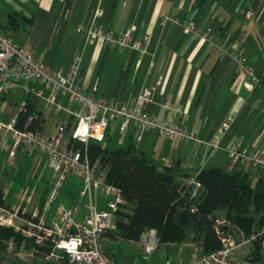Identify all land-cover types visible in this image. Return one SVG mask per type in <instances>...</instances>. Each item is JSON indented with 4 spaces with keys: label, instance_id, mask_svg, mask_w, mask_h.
<instances>
[{
    "label": "crops",
    "instance_id": "obj_1",
    "mask_svg": "<svg viewBox=\"0 0 264 264\" xmlns=\"http://www.w3.org/2000/svg\"><path fill=\"white\" fill-rule=\"evenodd\" d=\"M248 10L250 18L245 16ZM92 26L116 33L134 27L135 39L147 37L143 53L88 41ZM0 33L52 69L65 70L72 58H80V84L91 96L132 105L141 89H150L147 113L173 120L201 140H219L222 148L211 152L202 143L152 131L138 139L133 126L119 133L117 121L113 124L123 144H113L108 130V147L131 146L158 169L175 168L176 181L210 168L242 172L249 183L260 174L250 165L232 162L225 149L235 143L247 155L264 156V0H0ZM234 56L253 66L260 78L254 90L243 86ZM51 98L62 108L46 102ZM28 105L42 120L43 135L61 123L68 129L75 123L69 113L75 104L38 81L0 93V122L9 124ZM227 115L235 121L222 133L220 124ZM12 149L11 134L0 132V189L6 209L26 211L16 222L20 225L41 214L52 174L39 153L22 145L11 154ZM71 178L61 188V199L69 205L86 203L79 195L81 186L74 200L69 197ZM92 200L105 207L98 195ZM24 245L14 246V256Z\"/></svg>",
    "mask_w": 264,
    "mask_h": 264
},
{
    "label": "built area",
    "instance_id": "obj_2",
    "mask_svg": "<svg viewBox=\"0 0 264 264\" xmlns=\"http://www.w3.org/2000/svg\"><path fill=\"white\" fill-rule=\"evenodd\" d=\"M245 16L250 18L251 11ZM186 28L191 30L192 26ZM134 27H128L121 32H113L109 28L92 26L89 30L88 41L101 40L110 47L129 49L143 53L141 40L133 36ZM235 57V56H234ZM236 58L237 73L242 76V84L254 90L260 84V78L255 74L251 64ZM80 58H72L67 68L52 69L37 60L25 47L20 46L9 36L0 33V93L28 81H38L44 87L55 91L61 98L75 104L76 108L69 111L75 118V123L68 129L66 123L59 124L52 134L43 135L40 131L17 130L14 128L15 119L9 124L0 122V132L10 133L12 151L22 145L29 152H36L45 158L46 167L51 171L52 182L40 215L34 213L31 219L16 222L26 213L24 209L8 210L0 206V226L9 227L19 232L25 241H31L29 249L31 257L40 256L43 262L62 264H118L106 253L101 239L107 232L115 230L114 212L122 203L119 191L105 181L103 173L90 164L86 147L91 141L102 142L108 135L110 123L117 121L119 133H124L130 126L135 128L139 139L145 132H156L168 139L179 138L184 141L199 142L211 152L221 149L219 140H201L186 127L165 118H158L147 113L146 105L150 101L151 91L143 88L137 94L132 105L123 103L117 98L104 99L84 93L80 84ZM46 102L54 103L57 109L62 108L60 102L53 98ZM28 117L27 123L31 121ZM232 115L224 117L220 124V132L225 133L234 123ZM75 143L83 146V150L75 147ZM228 158L232 162L250 165L255 173L264 174V156L247 155L240 151L235 144L226 146ZM76 178L81 183L79 195L87 199L86 203L69 205L61 199L60 191L68 178ZM184 184L191 198L199 196L201 184L195 175L185 178ZM93 194L104 199L105 207L100 208L92 200ZM51 211L50 217H47ZM222 247L219 250L203 252L200 243L192 241L181 249L187 250V258L177 264H264L263 262L242 261L234 258L232 251L240 244L223 236L225 220L215 219ZM49 240L51 247L47 254L39 255L36 246ZM139 242L143 243L144 264L160 245L156 231L146 230ZM255 244L264 248V213L262 222L255 225L242 242V245ZM191 246L192 249L187 247ZM8 249L14 252V244L8 242ZM253 250V249H252ZM21 258L23 253L16 252ZM253 257V256H252Z\"/></svg>",
    "mask_w": 264,
    "mask_h": 264
},
{
    "label": "trees",
    "instance_id": "obj_3",
    "mask_svg": "<svg viewBox=\"0 0 264 264\" xmlns=\"http://www.w3.org/2000/svg\"><path fill=\"white\" fill-rule=\"evenodd\" d=\"M30 116L31 121L27 123ZM41 127L42 120L29 105L15 118L14 128L17 130L40 131ZM104 141L89 142L86 154L90 164L98 173L104 174L106 183L115 187L123 200L114 212L115 230L104 235L112 241L121 239L138 242L144 231L153 229L160 244L177 245L187 237L190 230L191 240L200 243L203 252H211L222 247L215 223L216 213L224 212L227 217L234 218L247 235L255 225L262 222L263 173L256 176L254 183H249L242 172L227 173L219 168L203 169L195 175L201 184L200 194L191 198L184 180H175V168L165 166L158 169L131 146L112 148L105 145ZM75 147L83 150L79 143H75ZM68 184L71 193L69 197L74 200L81 183L71 178ZM251 203L254 206L252 214H256L257 218L246 213ZM0 206L7 207L1 189ZM11 238L14 240L15 250L24 240L19 232L0 226V253L3 255ZM27 243L30 248L32 242ZM50 247L47 240L35 249L39 255H43L49 252ZM104 250L114 258L109 249ZM251 255L255 259L259 258L258 244L253 246Z\"/></svg>",
    "mask_w": 264,
    "mask_h": 264
},
{
    "label": "rangeland",
    "instance_id": "obj_4",
    "mask_svg": "<svg viewBox=\"0 0 264 264\" xmlns=\"http://www.w3.org/2000/svg\"><path fill=\"white\" fill-rule=\"evenodd\" d=\"M109 135L111 136V141L113 144L121 146L123 141H120L118 133L116 132L115 126L113 122L110 123L109 127ZM254 206L252 203L247 207L246 213L248 215H253V217L257 218L256 214H252ZM216 217L219 220H225V231L223 236L231 239L236 244H240L237 249L232 251V255L234 258L240 259L242 261L252 260L253 262H264V248L259 249V258L255 259L252 257V249L253 244L242 245V242L248 237V235L244 232V229L239 225L234 218L227 217L224 212L216 213ZM14 230V229H13ZM15 231V230H14ZM187 237L177 245H162L160 244L158 248L154 251L153 255L149 258L147 264H177V262L181 259H186L188 251L181 249L185 245L192 244V233L190 230L187 232ZM10 241L14 242L11 238ZM23 246V256L21 258L14 256V252L12 249L5 251V254L1 253L0 255V263L3 264H40L42 259L40 257H31L29 255V247L27 246V242ZM102 245L105 249H109L111 253H113L115 260L118 264H144L143 254H144V246L141 242H126L121 239L111 240L107 236H103L101 239ZM14 244V243H13ZM15 246V245H14ZM28 247V248H27ZM188 249H192L191 246L187 247Z\"/></svg>",
    "mask_w": 264,
    "mask_h": 264
}]
</instances>
